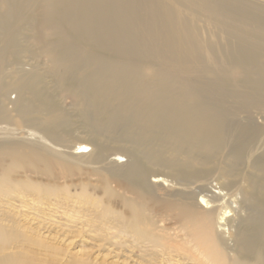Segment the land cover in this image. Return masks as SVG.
Segmentation results:
<instances>
[{"label": "bare ground", "instance_id": "1", "mask_svg": "<svg viewBox=\"0 0 264 264\" xmlns=\"http://www.w3.org/2000/svg\"><path fill=\"white\" fill-rule=\"evenodd\" d=\"M259 120L264 0H0V133L27 135L0 142V196L55 198L80 176L86 203L140 245L168 251L182 233L204 264H264ZM255 153L240 188L250 215L228 221L218 210ZM23 237L0 223V264H35L8 252Z\"/></svg>", "mask_w": 264, "mask_h": 264}, {"label": "rangeland", "instance_id": "2", "mask_svg": "<svg viewBox=\"0 0 264 264\" xmlns=\"http://www.w3.org/2000/svg\"><path fill=\"white\" fill-rule=\"evenodd\" d=\"M202 36V42L206 38L210 39L207 37L210 36L209 34ZM27 42L31 45L29 51L38 54L36 43L34 44L32 39L31 41L27 39ZM31 52L26 54L25 60L30 59L28 57L32 55ZM37 59L39 68L45 70L48 61L43 56ZM60 95L63 96L64 110L69 115L74 113L76 108L70 95L66 93ZM14 97L15 95L12 99ZM259 121L262 126L264 122ZM12 128L16 135L0 133V142H19L21 137H27L20 134V129ZM47 147L51 153L59 156L62 162H76L65 149ZM256 155L257 153L248 157L240 181L238 180L239 186L226 191L228 194L223 198L218 214L222 215L227 211L230 215L228 221H233L237 215L242 217L250 215V211H247V207L242 203L240 188L247 185L245 179L252 172L250 165ZM59 178V182L65 183V177ZM222 181L224 179L218 173L213 174L209 179L214 190ZM84 184L88 182H82L80 176H70L66 184L59 185V187H67L64 190L66 194L55 198L22 192L0 196V220H3L0 223H9L22 236L28 237L11 244L8 252L14 254L21 252L35 264H204L201 257L190 249L191 246L184 244L182 233H178V238L171 237L164 241V243L170 242L171 248L168 251L140 245L130 234H123L120 225L110 219L104 220L100 209L91 203H86L87 200L82 196L85 193ZM94 194L95 198L97 195L101 197V193ZM225 227V230L220 232V237L227 245L228 253L233 255L236 252L234 236L237 228L234 222Z\"/></svg>", "mask_w": 264, "mask_h": 264}]
</instances>
